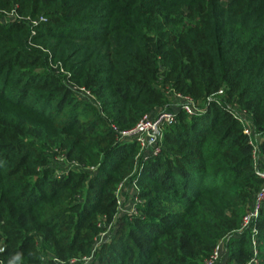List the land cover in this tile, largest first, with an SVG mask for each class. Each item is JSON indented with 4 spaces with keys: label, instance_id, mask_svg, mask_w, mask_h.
I'll list each match as a JSON object with an SVG mask.
<instances>
[{
    "label": "trees",
    "instance_id": "trees-1",
    "mask_svg": "<svg viewBox=\"0 0 264 264\" xmlns=\"http://www.w3.org/2000/svg\"><path fill=\"white\" fill-rule=\"evenodd\" d=\"M0 12V264L82 261L125 181L136 213L93 264H206L224 238L245 264L251 228L264 264V203L241 229L263 182L264 0H0ZM175 93L196 111L178 109L160 152L137 158L112 125L134 127ZM57 154L95 171L59 172Z\"/></svg>",
    "mask_w": 264,
    "mask_h": 264
},
{
    "label": "rangeland",
    "instance_id": "rangeland-1",
    "mask_svg": "<svg viewBox=\"0 0 264 264\" xmlns=\"http://www.w3.org/2000/svg\"><path fill=\"white\" fill-rule=\"evenodd\" d=\"M1 13V12H0ZM17 12L15 10H12L8 13H6V17L8 19L11 18H16ZM69 87H71L72 92L75 93V95L77 96V98L82 99L84 101L87 102H91L97 105V102L95 101V99L93 98V96L91 94H87L86 92H84L80 87L69 83ZM178 103H182V100L177 99L175 96H171V106H169L170 108L176 109V107H178ZM168 108V107H166ZM164 109V108H162ZM235 115H239L240 117H242L243 119H245V125L249 126V123L251 122V118L245 114L244 112L240 111H235ZM258 135L259 134H255V136L252 137V141H258ZM256 137V138H255ZM139 147V146H138ZM148 152H142L141 149L138 148V154L139 156L137 158H140V155L142 156V153L145 154V156L147 155H152L149 154V151L147 149ZM158 151L160 152L159 148ZM144 156V157H145ZM53 165L56 167V169L59 172H62V170H65L67 168H73L77 171H87L89 173H93L95 171L94 167H82L81 165H78L77 163H74V165L65 163L64 159L60 156V155H53ZM263 181V180H262ZM264 185V181L262 182L261 187H263ZM136 186L132 183V182H122L119 183L118 188L116 190V197H117V208H118V212L116 215V219L112 224H104L103 220L98 218L97 221V225L98 227H101L100 231L94 235L93 237V244L91 247V253L85 257L82 261L77 262L75 259L71 261V264L73 263H78V264H93L94 263V257H95V251L97 249H99V247L105 243L108 242L113 236H114V232L117 228V224L121 221V219L125 216L128 215V217L131 214H135L136 210H135V204L139 201L137 196H136ZM254 199L252 200V202L249 204L248 203V213L253 209V204H254ZM228 239L224 238L221 241H219L217 243V251L219 254V258L216 260L215 264H236L235 261L233 260H229L228 256H229V249H228ZM260 244V241L258 240V238H255V243L252 244L251 243V236H250V249L252 252L251 255V259H253L252 264H260V258H259V248L258 245ZM1 247V246H0ZM1 252V251H0ZM48 255H50L48 253ZM250 259V260H251ZM249 260V261H250Z\"/></svg>",
    "mask_w": 264,
    "mask_h": 264
},
{
    "label": "built area",
    "instance_id": "built-area-1",
    "mask_svg": "<svg viewBox=\"0 0 264 264\" xmlns=\"http://www.w3.org/2000/svg\"><path fill=\"white\" fill-rule=\"evenodd\" d=\"M81 89L87 94H90L88 91H85L83 88ZM174 96L177 99L182 100V103H178V107H176V109H173L170 107L164 108V109H156L153 112L144 115L142 119L139 122H137V124L134 127L127 129V130H120L116 126L112 125V128L115 131H117L118 137L120 139L134 141L137 144V146H139V149L142 150V152L143 151L148 152L147 149L150 150L149 154H152V155L145 156V154L142 153V158L144 159L148 158L149 156L157 155L159 153L158 148L160 150L162 130L164 126L174 122L175 114L178 109H182L189 116L193 115L194 112L196 111L195 105L190 98L182 96L178 93H175ZM242 112H244L251 118L250 114H248L245 111H242ZM237 117L243 124L244 133L249 135L252 141V134L254 130L252 127V118L250 119L251 122L249 123V126H246L245 119H243L239 115H237ZM253 157L255 161L256 174L261 180L264 181V158L258 157L256 148L253 149ZM263 203H264V185L256 193L254 204H253V209L249 213L247 212L244 215L241 229L250 227L252 219L258 215V211ZM256 234H257L256 229L251 228V243L252 244L255 243V238H257ZM217 246L218 245L215 246L214 251L212 255L210 256V258L206 260V264H215L216 260L219 258ZM2 250H3V247L1 246L0 251ZM252 262H253V259H251L245 264H252Z\"/></svg>",
    "mask_w": 264,
    "mask_h": 264
}]
</instances>
